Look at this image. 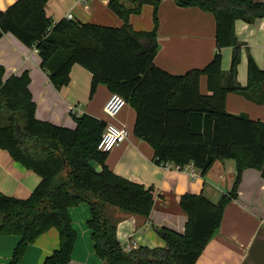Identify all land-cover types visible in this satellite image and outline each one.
<instances>
[{
	"label": "trees",
	"instance_id": "trees-1",
	"mask_svg": "<svg viewBox=\"0 0 264 264\" xmlns=\"http://www.w3.org/2000/svg\"><path fill=\"white\" fill-rule=\"evenodd\" d=\"M49 1L18 0L0 11V39L11 34L34 47L41 68L58 89L69 85L72 67L78 64L92 74L91 96L99 85L122 96L136 113L134 135L152 146L156 164H192L205 177L215 162L234 161L237 175L231 191L217 203L203 194L181 196L186 229H157L165 247L126 251L109 211L117 208L148 219L154 189L110 170L109 153L98 149L108 122L84 115L74 118L72 129L38 120L29 73L6 78L0 64V148L41 178L28 199L0 192V236L20 237L9 264H21L28 247L50 229L58 231L60 243L43 264H70L77 234L69 210L84 203L90 207L88 227L95 253L104 264H196L220 229L226 206L237 199L244 171L257 169L264 178V122L226 111L229 93L264 90V71L249 57L248 86L222 84V50L234 48L232 77L240 62L236 21L264 18V3L174 0L180 7L214 15L216 53L204 69L173 75L155 65L162 0H109V8L124 22L121 28L66 18L55 22L46 12ZM144 5L154 10L151 32H137L130 24V17L139 15ZM204 76L208 95L200 91Z\"/></svg>",
	"mask_w": 264,
	"mask_h": 264
},
{
	"label": "crops",
	"instance_id": "crops-1",
	"mask_svg": "<svg viewBox=\"0 0 264 264\" xmlns=\"http://www.w3.org/2000/svg\"><path fill=\"white\" fill-rule=\"evenodd\" d=\"M18 0H0V11H6ZM264 3V0H254ZM109 0H50L47 15L58 22L68 15L74 21L106 27L121 28L123 20L108 6ZM154 10L144 5L139 15L130 17V24L137 32L154 29ZM159 51L155 65L173 75H184L192 70L204 69L216 53V21L211 13L198 8H183L174 0H162L158 9ZM235 32L240 46V62L236 75L231 67L234 48L222 50V84L230 86L234 81L242 88L249 83L248 63L252 57L258 68L264 71V18L248 22L238 19ZM0 64L5 68L6 78L29 73L30 90L36 103V118L40 121L67 128H75V117L89 115L118 126H125L130 137L108 154L106 164L110 170L129 181L154 189L155 202L148 219L126 214L117 208L109 211L118 222L117 237L124 249L138 247L162 248L165 241L157 229L167 227L184 233L188 222L180 206L184 195H205L217 203L231 191L236 179L234 161H217L205 177H192L187 171L172 164L154 162V149L146 141L134 135L136 113L128 104L115 118L106 116L104 108L111 92L99 85L91 96L92 74L76 64L70 73V83L56 88L48 74L41 68V59L34 47H28L11 34L0 39ZM200 91L208 95L207 77L200 81ZM264 90H251L246 94L229 93L226 111L230 114H245L251 120L264 122V100L259 101ZM264 94V93H263ZM99 171L101 168L96 166ZM41 178L10 153L0 148V192L17 199H28L40 184ZM77 239L70 264H104L96 255L92 232L88 227L90 207L81 204L69 210ZM20 242L19 236H0V264H9L13 251ZM59 233L50 229L31 244L21 264H43L59 248ZM196 264H264V178L257 169L244 171L238 189V197L225 208L220 229L212 238Z\"/></svg>",
	"mask_w": 264,
	"mask_h": 264
},
{
	"label": "built area",
	"instance_id": "built-area-1",
	"mask_svg": "<svg viewBox=\"0 0 264 264\" xmlns=\"http://www.w3.org/2000/svg\"><path fill=\"white\" fill-rule=\"evenodd\" d=\"M82 3H86L88 0H79ZM67 20H73L72 15H68ZM128 105L127 101L119 94H111L107 101L104 111L108 118L115 119L121 111ZM130 137V131L125 126H118L112 122H108L105 132L103 133L102 139L99 143L98 149L103 153H110L115 148L122 145ZM166 167H170V164H164ZM175 167V166H174ZM188 167H193L190 171L192 177L197 175V170L192 164L186 165L183 168H178L182 171H187ZM126 251H130V246H127Z\"/></svg>",
	"mask_w": 264,
	"mask_h": 264
}]
</instances>
